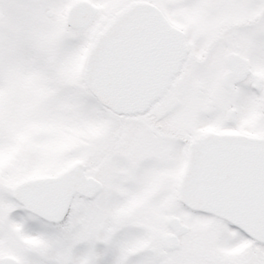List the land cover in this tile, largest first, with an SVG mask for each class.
Instances as JSON below:
<instances>
[{
  "label": "snow or ice",
  "instance_id": "6c2138e0",
  "mask_svg": "<svg viewBox=\"0 0 264 264\" xmlns=\"http://www.w3.org/2000/svg\"><path fill=\"white\" fill-rule=\"evenodd\" d=\"M0 264H264V0H0Z\"/></svg>",
  "mask_w": 264,
  "mask_h": 264
}]
</instances>
